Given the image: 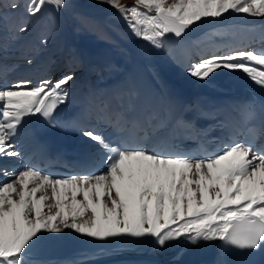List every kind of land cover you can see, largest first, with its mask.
Here are the masks:
<instances>
[{
    "label": "snow or ice",
    "instance_id": "snow-or-ice-1",
    "mask_svg": "<svg viewBox=\"0 0 264 264\" xmlns=\"http://www.w3.org/2000/svg\"><path fill=\"white\" fill-rule=\"evenodd\" d=\"M119 12L134 36L162 47L193 25L225 14L264 18V0H100ZM69 0H27L35 17L47 4L56 12ZM2 6V3H0ZM20 5H8L16 10ZM154 13V14H153ZM23 33L27 26L18 29ZM31 63V61H29ZM239 71L264 89V51L212 53L190 65L187 75L207 80L217 70ZM74 74L32 86L28 80L0 89V158L17 157L13 142L26 118L37 114L51 123L68 97ZM247 118L254 116L252 111ZM81 135L96 145L105 168L100 174L54 177L34 167L0 169V264H25L27 250L45 234L66 230L95 240L150 238L158 247L177 241L191 246L220 242L235 251L264 245V150L229 142L216 153L189 155L145 149L122 141L112 146L94 129Z\"/></svg>",
    "mask_w": 264,
    "mask_h": 264
},
{
    "label": "bare ground",
    "instance_id": "bare-ground-1",
    "mask_svg": "<svg viewBox=\"0 0 264 264\" xmlns=\"http://www.w3.org/2000/svg\"><path fill=\"white\" fill-rule=\"evenodd\" d=\"M12 2L20 6L16 10L3 8ZM69 2L82 14L102 21L110 14L124 19L113 7L100 0ZM0 3V77L6 73L12 77L32 73L31 76L36 77L32 86H36L41 79L46 80L49 73L63 72L67 68L78 69L76 80L67 86V100L57 107L61 116L90 109L104 98H124L129 104L136 105L145 97L151 104L152 125L157 127L171 120L179 99L190 100L205 95L224 98L231 105H239L253 95L250 88L239 85L241 81L264 91L239 71L220 69L207 80H198L186 73L190 65L212 53L223 55L230 50L241 49L264 51V18L232 13L219 19L209 18L203 24L193 25L179 38L167 34L160 48L137 37L135 47L128 49L131 53L129 61L127 56L122 59L110 48L96 53L87 49L78 41L77 27L70 23L63 31L67 40L65 46L45 45L44 19L27 15L22 8L25 0H0ZM120 3L131 6L135 0H120ZM22 25L27 26L26 32L18 31ZM226 29H240L243 35H237V32L228 35ZM214 31H217L216 35L210 41L208 35L211 36ZM103 37L108 41H121L107 26ZM59 78L51 82L55 83ZM8 86H11L10 82H0V89ZM39 118L38 114L26 118L18 129L13 142L19 153L33 146L34 126ZM51 237L67 238L68 241L60 249L44 252L41 250V238L36 248L27 251L25 256H39L41 264H216L215 254L220 244L217 241L191 246L181 240L161 248L150 238H110L95 245L86 241L89 237L73 231L51 234ZM28 264L32 261L28 260Z\"/></svg>",
    "mask_w": 264,
    "mask_h": 264
},
{
    "label": "rangeland",
    "instance_id": "rangeland-1",
    "mask_svg": "<svg viewBox=\"0 0 264 264\" xmlns=\"http://www.w3.org/2000/svg\"><path fill=\"white\" fill-rule=\"evenodd\" d=\"M26 4H27V0H25V4L22 7L23 9H25ZM8 5L3 8H10L8 7ZM33 18L44 19L43 25L45 28L43 32L45 34V42H44L45 45L53 44L54 46H58L59 44H61V46H65L67 40L63 36L64 33L63 31L65 30L67 23H70L71 25H75L77 27L79 43L94 53L110 48L112 51L119 54V56H121L122 59L127 56V60L130 61L131 53L128 51V49L130 50L133 49L135 47V42L138 41V38L134 36L132 31L129 29L126 21L121 17L119 18V16L117 15L110 14L106 17V20L102 21L100 18L93 16L91 17L82 14L76 9V7L71 2H69L68 6L63 8L59 12H56L53 7L46 4L44 8L41 10V12ZM205 20H203L202 22H198L196 24H203ZM106 26L111 30H113V32L117 34V36L121 39V41L115 42L114 40H109V41L106 40V38L103 37V30L105 29ZM227 28H231V26ZM226 30L229 32L228 35L230 33H236V32L237 35H239L242 32L240 29H236L235 31L231 29H226ZM216 32L217 31H214V33L211 36L210 34L208 35V39L210 41L214 40ZM240 35L243 34L241 33ZM77 70H78L77 68L76 69L67 68V70L63 72L61 71V72L49 73L47 74L48 77H46L45 79L49 78V80L52 81L56 77H62L66 73L67 74L72 73L74 74V78H75L72 81H75L78 72ZM31 75L32 73L30 74L28 73V75L22 74V76L17 75L18 77H20L19 78L20 80H16L15 82L12 81L13 79L12 76L7 75L4 79V82H10L11 85H13L17 81L28 80L33 83L36 80V77ZM50 76L52 77V79L50 78ZM43 80L44 79H41L40 82ZM69 231L71 230H66L65 232L69 233ZM63 236H70V235L64 234ZM41 240H42L41 250L44 252L60 249L61 247L65 246V244L67 243L66 241H68L67 238H57V239L53 238L51 237V234H45ZM86 241L95 245L102 242L99 240H95L93 238H87ZM35 246H37V242L33 244L27 251L36 248ZM40 259L41 257L36 255H34L33 257L29 255L24 256L25 264H28V260L32 261V264L35 263L41 264V262L39 261Z\"/></svg>",
    "mask_w": 264,
    "mask_h": 264
}]
</instances>
